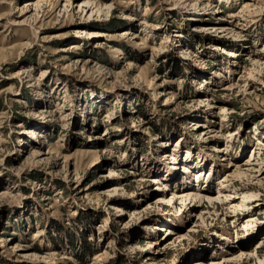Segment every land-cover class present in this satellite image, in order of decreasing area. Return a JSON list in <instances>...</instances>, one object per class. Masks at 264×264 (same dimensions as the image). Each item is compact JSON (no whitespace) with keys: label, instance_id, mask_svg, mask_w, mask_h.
<instances>
[{"label":"rangeland","instance_id":"obj_1","mask_svg":"<svg viewBox=\"0 0 264 264\" xmlns=\"http://www.w3.org/2000/svg\"><path fill=\"white\" fill-rule=\"evenodd\" d=\"M263 143L264 0H0V264H264Z\"/></svg>","mask_w":264,"mask_h":264},{"label":"trees","instance_id":"obj_2","mask_svg":"<svg viewBox=\"0 0 264 264\" xmlns=\"http://www.w3.org/2000/svg\"><path fill=\"white\" fill-rule=\"evenodd\" d=\"M80 249H81V254H80V257L87 252H90V242L87 241V239L85 237L82 238L81 240V244H80ZM92 253V252H91ZM91 253H88V254H91ZM81 257V258H82Z\"/></svg>","mask_w":264,"mask_h":264},{"label":"bare ground","instance_id":"obj_3","mask_svg":"<svg viewBox=\"0 0 264 264\" xmlns=\"http://www.w3.org/2000/svg\"><path fill=\"white\" fill-rule=\"evenodd\" d=\"M259 144H262L260 141H258ZM264 144V143H263ZM209 189V188H208Z\"/></svg>","mask_w":264,"mask_h":264}]
</instances>
